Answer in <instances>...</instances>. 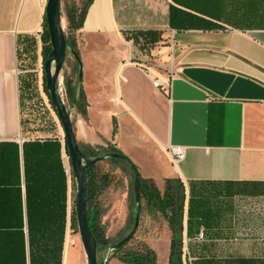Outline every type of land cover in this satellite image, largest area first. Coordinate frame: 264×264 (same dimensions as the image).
Returning a JSON list of instances; mask_svg holds the SVG:
<instances>
[{
	"label": "crops",
	"instance_id": "0c3cea01",
	"mask_svg": "<svg viewBox=\"0 0 264 264\" xmlns=\"http://www.w3.org/2000/svg\"><path fill=\"white\" fill-rule=\"evenodd\" d=\"M47 1L0 0V264H88L62 125L23 129L20 41L43 43ZM148 29L151 47L126 38ZM76 37L82 78L71 51L65 76L79 143L116 146L161 192L184 182V264H264V0H94ZM151 235L169 264L168 223Z\"/></svg>",
	"mask_w": 264,
	"mask_h": 264
},
{
	"label": "rangeland",
	"instance_id": "374dc122",
	"mask_svg": "<svg viewBox=\"0 0 264 264\" xmlns=\"http://www.w3.org/2000/svg\"><path fill=\"white\" fill-rule=\"evenodd\" d=\"M82 2L83 0H62L64 31L70 39L74 35L77 36V32L73 33L69 28L66 6L67 4L71 5L75 3L80 7ZM135 45L137 47L143 46L140 44ZM42 47L43 43L39 44L30 37L21 40L18 67L22 85L23 129L32 135L46 136L63 131L57 113L53 109L45 91L44 54ZM65 71L66 66L64 65L60 86L64 100L74 119L75 106L67 92ZM92 176V180L99 183V188L93 194L92 206L97 207L100 211L99 223L105 230L106 236L112 242H117L128 235L134 226L136 202L134 199L132 170L125 163L111 162L109 159H106L96 164ZM103 176L108 177L109 181L107 184H102L104 182ZM171 189L172 191L177 190L178 185H174ZM73 190L75 199L76 188H73ZM165 222L163 214L154 206H149L142 198V215L138 231L124 248H141L147 242V238L152 236L151 233L156 234L160 232L161 226ZM73 231H79V229H73ZM102 259L107 260L105 264H125L109 250L104 253ZM160 264H168V262L161 261Z\"/></svg>",
	"mask_w": 264,
	"mask_h": 264
},
{
	"label": "trees",
	"instance_id": "16d2710c",
	"mask_svg": "<svg viewBox=\"0 0 264 264\" xmlns=\"http://www.w3.org/2000/svg\"><path fill=\"white\" fill-rule=\"evenodd\" d=\"M93 1L94 0H83L82 5L80 7H78L75 3L71 5L67 4L66 6L67 21H68L69 28L71 29L73 33L77 32L79 29H81L84 26L89 7L93 3ZM65 35H66L67 46H68L69 52L71 51L73 55L75 56V59L77 60V63L81 71L82 62L80 58V52L77 48V37L74 35L73 38L70 39L66 33ZM126 38L128 40H133L135 44L143 45L142 47H145V46L151 47L160 40L161 36L157 30L148 29V30L130 31L126 33ZM42 40H43L44 62H45V60L47 59L48 55L50 54L52 50L50 36L48 33V28H47L46 15H45V21H44V32L42 34ZM80 71H79V75H80ZM65 81L67 85V92L70 95L72 102L74 103L75 89L74 87L71 86L68 76H65ZM44 83H45V91L47 92V95L50 99V103L53 109L55 110L52 104L48 89H47L45 73H44ZM77 101H78V98H77ZM116 132H117V123L115 122L114 135L116 134ZM80 146L82 150L91 158H96L98 156H101L103 154L110 153V152L124 154L119 148H117L114 145H109L108 147L99 148V150H96L94 148L91 149L81 144ZM66 148L69 154L67 143H66ZM108 159L111 162H122V163H125L127 166H129L126 162L118 158H108ZM95 168H96V164L88 168V194H87L88 219H89V225L97 239L98 252H99V255L101 256L100 258L102 259L104 253H106L109 250V248L116 242H112V240L106 236L105 230L99 223L100 211L97 207L92 206L93 194L99 188V183L92 180V177H93L92 173ZM72 176H73V185H74V188H76V180L74 178L73 173H72ZM102 178L104 180L102 184H107L109 181L108 177L103 176ZM140 183H141V195H142L143 200H145V202L149 206L150 205L154 206L163 214L166 222L168 223L172 231L169 264H184L183 262V250H184L183 231L185 227L184 221H185V215H186V191H185L184 182L180 178H168L166 180L165 190L164 192H161L158 189L155 182H153L151 179L143 178L140 173ZM133 184H134V174H133ZM174 185H178V189L172 191L171 188H173ZM135 213H136V210H135ZM187 213H188V216H190V208H188ZM134 219H135V215H134ZM189 220H190V217H188V221ZM72 227L76 229L78 228L75 200L73 202V210H72ZM113 255L117 256L119 260L125 264H158L157 254L153 250V248H151L147 244V242L144 243L142 247L139 249L123 247L118 250H113Z\"/></svg>",
	"mask_w": 264,
	"mask_h": 264
},
{
	"label": "water",
	"instance_id": "95a60500",
	"mask_svg": "<svg viewBox=\"0 0 264 264\" xmlns=\"http://www.w3.org/2000/svg\"><path fill=\"white\" fill-rule=\"evenodd\" d=\"M47 28L50 36L52 50L44 62L47 89L62 125L70 154L72 170L76 180V213L79 233L87 256L88 264H105L107 260L100 259L97 239L89 225L88 219V168L108 158H118L126 162L134 174V199L136 213L134 226L130 233L113 244L109 251L123 248L136 235L142 215V195L140 183V171L137 165L126 155L119 153H106L96 158L89 157L81 148L77 139L72 113L69 110L61 90V73L66 63L69 49L63 24L62 0H48L46 4ZM82 78L80 71L79 80ZM77 95L74 99V105Z\"/></svg>",
	"mask_w": 264,
	"mask_h": 264
},
{
	"label": "built area",
	"instance_id": "2783aa9c",
	"mask_svg": "<svg viewBox=\"0 0 264 264\" xmlns=\"http://www.w3.org/2000/svg\"><path fill=\"white\" fill-rule=\"evenodd\" d=\"M43 32L44 30L39 32V38H42ZM145 68L148 70V74L150 75L153 81V85L155 87L165 88L166 90L169 89L171 84V78L164 79V82H162V77L158 72L148 69L147 67ZM168 150L172 156L174 163H178L185 157V148L183 146L171 145L169 146ZM203 236L204 233L201 231L198 235V238H203Z\"/></svg>",
	"mask_w": 264,
	"mask_h": 264
}]
</instances>
